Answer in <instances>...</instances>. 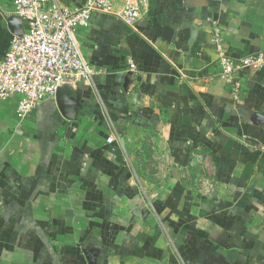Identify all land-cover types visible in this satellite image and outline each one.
Wrapping results in <instances>:
<instances>
[{"label": "crops", "instance_id": "1", "mask_svg": "<svg viewBox=\"0 0 264 264\" xmlns=\"http://www.w3.org/2000/svg\"><path fill=\"white\" fill-rule=\"evenodd\" d=\"M13 16L0 0V60ZM214 23L227 55L264 53V0H148L76 32L75 120L0 100V264H264V70L223 84Z\"/></svg>", "mask_w": 264, "mask_h": 264}, {"label": "built area", "instance_id": "2", "mask_svg": "<svg viewBox=\"0 0 264 264\" xmlns=\"http://www.w3.org/2000/svg\"><path fill=\"white\" fill-rule=\"evenodd\" d=\"M147 2L130 0L115 9L116 0H86L75 8L57 0H11L23 32L12 36L0 60V100L19 96L16 114L21 121L46 98L54 97L59 88L91 83L94 71L82 55L76 32L88 28L96 14L114 17L132 28L143 16ZM214 24L212 42L217 46V78L237 93V74L264 70V53L232 58L220 46V32ZM126 64V74L134 75V62L127 60ZM118 140L110 135L106 142Z\"/></svg>", "mask_w": 264, "mask_h": 264}, {"label": "water", "instance_id": "3", "mask_svg": "<svg viewBox=\"0 0 264 264\" xmlns=\"http://www.w3.org/2000/svg\"><path fill=\"white\" fill-rule=\"evenodd\" d=\"M8 26L13 35L19 36L23 32L22 21L15 16L9 18ZM54 98L60 114L67 120H75L81 106L73 95V88L70 86L59 88Z\"/></svg>", "mask_w": 264, "mask_h": 264}]
</instances>
